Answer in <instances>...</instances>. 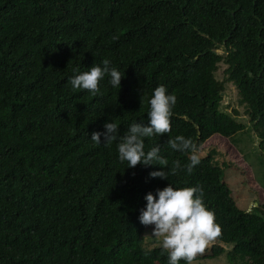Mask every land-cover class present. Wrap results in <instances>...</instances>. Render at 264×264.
<instances>
[{
  "label": "trees",
  "instance_id": "obj_1",
  "mask_svg": "<svg viewBox=\"0 0 264 264\" xmlns=\"http://www.w3.org/2000/svg\"><path fill=\"white\" fill-rule=\"evenodd\" d=\"M104 59L119 88L67 83ZM230 82L264 149V0H0V264H167L137 216L168 183L198 187L219 228L193 261L264 264V214L237 205L214 151L199 156L212 136L246 130L222 110ZM158 85L175 96L170 131L144 151L159 147L164 180L149 177L156 161L126 168L115 142L90 141L105 122L120 134L146 123ZM176 136L191 147L172 150Z\"/></svg>",
  "mask_w": 264,
  "mask_h": 264
},
{
  "label": "clouds",
  "instance_id": "obj_2",
  "mask_svg": "<svg viewBox=\"0 0 264 264\" xmlns=\"http://www.w3.org/2000/svg\"><path fill=\"white\" fill-rule=\"evenodd\" d=\"M105 77L110 86L120 87L122 75L107 59L99 65H92L87 71L69 77L67 83L74 90H86L95 95L98 82ZM175 102V96L168 93L164 86L158 85L152 89L147 100L146 123L133 121L120 134L114 122H105L104 131L93 132L90 141L100 145L102 137L103 145L115 142L117 159L126 162V168L137 164L154 165L152 162L156 161L161 170L150 172L149 177L164 180L167 173L162 166H166L167 161L159 155L158 146H152L145 152L144 139L159 137L170 131L169 117ZM167 144L175 151H185L191 147V142L182 136L167 140ZM198 163L197 157L192 155L187 170L191 171ZM178 166L174 162L167 172L175 174ZM198 193V187L174 188L168 183L162 189H156L154 194L148 192L143 196L145 204L139 210L137 220L143 226H152L151 236L158 238L161 250L166 251L167 264H180L181 261L192 264L194 257L219 233L212 212L204 206Z\"/></svg>",
  "mask_w": 264,
  "mask_h": 264
},
{
  "label": "rangeland",
  "instance_id": "obj_3",
  "mask_svg": "<svg viewBox=\"0 0 264 264\" xmlns=\"http://www.w3.org/2000/svg\"><path fill=\"white\" fill-rule=\"evenodd\" d=\"M219 53H224L223 49ZM225 69L224 64L220 65L216 73L219 81L225 80ZM222 110L244 123L246 130L232 138L212 136L201 148L199 156L205 157L214 151V158L224 168V180L231 189L237 205L247 212L259 208L264 214V149H261L260 139L249 121L245 107L240 105L238 92L231 82L225 83ZM146 239H156L147 243L146 249L159 246V239L152 237L151 231L146 235ZM209 243L210 241L206 246L210 245ZM192 264H227V259L220 256L211 260L200 259L193 261Z\"/></svg>",
  "mask_w": 264,
  "mask_h": 264
}]
</instances>
